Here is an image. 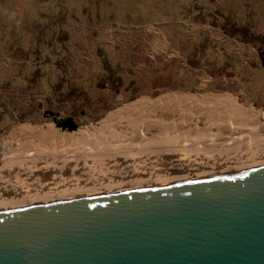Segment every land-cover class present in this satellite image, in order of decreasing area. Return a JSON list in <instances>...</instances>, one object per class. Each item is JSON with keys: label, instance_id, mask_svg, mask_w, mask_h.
Segmentation results:
<instances>
[{"label": "rangeland", "instance_id": "1", "mask_svg": "<svg viewBox=\"0 0 264 264\" xmlns=\"http://www.w3.org/2000/svg\"><path fill=\"white\" fill-rule=\"evenodd\" d=\"M263 66L264 0H0V167L15 128L74 133L174 94L264 116ZM67 116L73 131L56 125Z\"/></svg>", "mask_w": 264, "mask_h": 264}, {"label": "bare ground", "instance_id": "2", "mask_svg": "<svg viewBox=\"0 0 264 264\" xmlns=\"http://www.w3.org/2000/svg\"><path fill=\"white\" fill-rule=\"evenodd\" d=\"M232 108L221 96L174 94L126 106L74 133L53 124L15 128L4 140L0 212L191 184L209 180L208 173L223 178L264 170V116L241 122ZM31 141L41 144L38 151L28 148ZM146 146L156 149L151 158L137 153Z\"/></svg>", "mask_w": 264, "mask_h": 264}, {"label": "water", "instance_id": "3", "mask_svg": "<svg viewBox=\"0 0 264 264\" xmlns=\"http://www.w3.org/2000/svg\"><path fill=\"white\" fill-rule=\"evenodd\" d=\"M0 264H264V170L2 211Z\"/></svg>", "mask_w": 264, "mask_h": 264}, {"label": "trees", "instance_id": "4", "mask_svg": "<svg viewBox=\"0 0 264 264\" xmlns=\"http://www.w3.org/2000/svg\"><path fill=\"white\" fill-rule=\"evenodd\" d=\"M55 122L58 127L62 129H68V131H73L77 128V121L73 116H67L65 119L58 120Z\"/></svg>", "mask_w": 264, "mask_h": 264}, {"label": "crops", "instance_id": "5", "mask_svg": "<svg viewBox=\"0 0 264 264\" xmlns=\"http://www.w3.org/2000/svg\"><path fill=\"white\" fill-rule=\"evenodd\" d=\"M218 38V37H217Z\"/></svg>", "mask_w": 264, "mask_h": 264}]
</instances>
